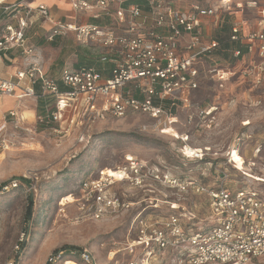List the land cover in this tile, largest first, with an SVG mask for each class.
<instances>
[{"label":"built area","instance_id":"built-area-1","mask_svg":"<svg viewBox=\"0 0 264 264\" xmlns=\"http://www.w3.org/2000/svg\"><path fill=\"white\" fill-rule=\"evenodd\" d=\"M68 2L73 12L89 15L95 23L57 20L45 4L32 7L21 2L19 6L4 5L0 1L3 13L16 21L0 24V70L12 52L22 53L27 60L26 67L8 79H0V97L37 101L49 97L51 104L45 105L37 121L54 124L50 129L56 133H61L63 124L68 122L90 127L131 116L153 119L159 129L167 131L173 129L181 109L191 111L189 124L197 119L203 128L211 130L218 118V107L194 100L203 80L223 86L240 76L254 88L264 90V9H259L260 20L256 28H251L244 20L230 23L223 16L231 9L227 0L217 7L186 8L173 6L166 0ZM237 6L241 8V4ZM209 19L216 26L229 27L227 43L234 48L225 49L221 41L208 38L205 25ZM40 21L50 26L47 42L73 35L81 47L100 51L97 63L76 67L77 60L72 67L62 69L59 79L45 76L27 37V31ZM219 53H230L234 59L247 62L242 68L239 64L221 63L215 58ZM7 116L18 120L15 110ZM181 140L184 143L181 152L186 158L204 159L212 154L211 148L197 147L194 149L198 153L190 156L186 150L192 147L188 135ZM6 148V140H0V149ZM235 149L239 153L232 148L230 164ZM228 178L222 172L219 184L210 186L195 178L175 177L162 167L128 155L124 165L102 170L96 179L83 180L78 196L68 201L62 198L61 205L76 204L80 213L100 221L134 206L112 192L117 185L142 189L158 184L179 195L204 196L210 208L209 223L214 224L204 229H196L195 217L179 213L181 207L174 202L170 203L174 213L161 220L138 212L132 221L136 238L128 250L130 254L141 250L144 257L127 264H152L165 253H174L177 264H249L264 257V199L249 189L231 190L226 186ZM20 183L21 180H16L2 191L17 188ZM28 242L29 234L22 233L3 264H21ZM63 252L53 254L49 264L61 261ZM69 255H77L87 264L92 262L87 251L74 249Z\"/></svg>","mask_w":264,"mask_h":264},{"label":"rangeland","instance_id":"rangeland-1","mask_svg":"<svg viewBox=\"0 0 264 264\" xmlns=\"http://www.w3.org/2000/svg\"><path fill=\"white\" fill-rule=\"evenodd\" d=\"M0 1L4 5L19 6L22 0ZM166 1L186 8L191 5L217 7L222 0H180L177 4L174 0ZM227 1L231 9L223 16L244 20L251 28H256L260 20L258 11L264 9V0ZM240 3L241 8H238ZM5 19L0 24H4ZM207 27L210 28L206 33L208 38L228 37L229 33L216 26L212 19L206 22ZM49 29L48 24L40 21L27 31L28 44L42 63L45 76L59 79L62 69L72 67L81 56L91 57L93 64L97 63L98 49L81 47L73 35L47 42ZM15 57L13 62L4 61L5 77L27 65L25 55L16 52ZM215 58L221 63L239 64V68L247 62V59H234L230 53L227 57L215 55ZM194 100L201 105L218 107V118L211 130L203 128L197 119L189 124L191 111L181 109L173 129L167 131L159 129L153 119L131 116L98 122L90 127L68 122L63 124L61 133H56L38 125L36 99H1L0 140H6L7 148L0 149V184L10 185L21 178L29 180L30 184L0 193V263L9 259L24 232L29 234V242L21 264H49L55 250L64 247L67 249L63 250V259L53 264H87L77 255L68 256L74 249L87 251L92 258L91 264L139 261L144 257L141 250L134 254L128 250V245L136 238L132 225L134 216L143 211L144 216L164 219L174 213L170 208L173 202L181 207L179 213L195 217L196 226H192L196 229L214 225L209 223L210 208L206 197L179 195L158 184L142 189H131L127 185L113 187L112 192L134 206L100 221L80 213L76 204L62 207V198L68 201L78 196L83 180L96 179L102 170L124 165L128 155L162 167L175 177L195 178L210 186L218 185L222 172H226L228 188L249 189L264 199V90L254 88L240 76L223 86L203 80ZM231 100L234 103L231 104ZM11 110L17 111V122L7 116ZM186 135L192 146L186 148L188 155L192 156L197 147L211 148L212 154L204 159L183 156L181 139ZM233 147L239 153L230 164L228 159ZM31 199L33 215L27 221L25 216ZM176 260L174 253H165L156 257L152 264H177ZM249 264H264V257Z\"/></svg>","mask_w":264,"mask_h":264},{"label":"crops","instance_id":"crops-1","mask_svg":"<svg viewBox=\"0 0 264 264\" xmlns=\"http://www.w3.org/2000/svg\"><path fill=\"white\" fill-rule=\"evenodd\" d=\"M129 1H139V0H129ZM174 2L177 4L180 2V0H174ZM21 3L24 5L32 6V7H37L41 4H45L49 7L53 18H55L57 20H65V21L78 22V23H95V20L90 18L89 15H78L75 12H73L70 5H69L68 0H22ZM4 17H6L5 23L16 22L10 16H8L7 14H4L3 11L0 9V23ZM235 20H237V19L234 17L228 18V21L230 23L234 22ZM205 30L207 33V31H209L210 28L207 27V28H205ZM15 54H16V52L10 53L9 54V60L5 59V62H13L14 59L16 58ZM4 67L5 66L3 64L2 68L0 70V79H8L11 75H14L18 70L23 69V68H19V69L17 68L12 73H9L7 77H5L3 74L4 73ZM17 93L20 94L21 91H18ZM3 98L9 99L10 97H0V100ZM14 98L18 99L16 96Z\"/></svg>","mask_w":264,"mask_h":264},{"label":"trees","instance_id":"trees-1","mask_svg":"<svg viewBox=\"0 0 264 264\" xmlns=\"http://www.w3.org/2000/svg\"><path fill=\"white\" fill-rule=\"evenodd\" d=\"M131 2H139V1H131ZM222 30L224 31H227L229 33V27L227 25H224L222 28ZM229 36V34H228ZM219 41H221L223 44H224V47L225 49H229L231 50L232 48H234V45L232 44H229L227 43L228 42V37H223L221 38ZM220 56H224V57H227V53H219ZM94 60L91 59V57H85V56H81L79 59H78V62L76 63V67H79L81 65H92L94 62ZM37 89H39V86L37 87ZM46 100V101H45ZM45 100H42V99H39L37 102H38V106H37V115L40 116L44 113V110H45V105L48 104L50 106L51 104V99L49 97H47V99ZM54 110V107L52 108ZM38 125L43 128V129H48L52 126H54V124H49V125H46V124H40L38 123ZM21 183L19 184L20 185H23V184H29L30 181L27 180V179H24V178H21ZM6 186V184H0V193L2 192V189ZM18 186V187H19ZM29 207L27 209V212H26V220L27 221H30L32 219V215H33V201L31 199V201H29ZM67 247H64L63 249H59V250H55V253L54 254H58L60 251H63V250H66Z\"/></svg>","mask_w":264,"mask_h":264},{"label":"bare ground","instance_id":"bare-ground-1","mask_svg":"<svg viewBox=\"0 0 264 264\" xmlns=\"http://www.w3.org/2000/svg\"><path fill=\"white\" fill-rule=\"evenodd\" d=\"M196 153H198V152L194 151V154H196ZM194 154H193V155H194ZM236 154H238V152H237L236 149H235L234 153L232 154V158H231L232 163H233V161H234V156H235Z\"/></svg>","mask_w":264,"mask_h":264}]
</instances>
